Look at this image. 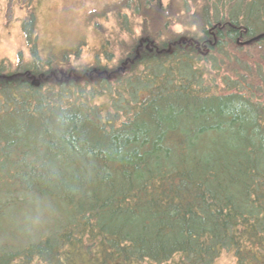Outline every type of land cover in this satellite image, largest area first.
I'll list each match as a JSON object with an SVG mask.
<instances>
[{
    "label": "trees",
    "instance_id": "1",
    "mask_svg": "<svg viewBox=\"0 0 264 264\" xmlns=\"http://www.w3.org/2000/svg\"><path fill=\"white\" fill-rule=\"evenodd\" d=\"M165 1L107 7L127 38L92 64L42 57L28 12L30 57L0 62V264H264V0Z\"/></svg>",
    "mask_w": 264,
    "mask_h": 264
},
{
    "label": "rangeland",
    "instance_id": "2",
    "mask_svg": "<svg viewBox=\"0 0 264 264\" xmlns=\"http://www.w3.org/2000/svg\"><path fill=\"white\" fill-rule=\"evenodd\" d=\"M118 1L0 0V61H7L14 66L17 63L18 53L21 54L23 61L30 57V46L21 27L28 12L34 14L36 46L42 57L50 53L57 55L78 45L79 57L75 60L71 58V62L75 64H92L97 58L104 60L101 55L102 47L110 48L116 54V41L126 39L127 35L120 31V18L108 12L107 7L117 5ZM166 3L167 0L161 2V6H166ZM104 10L108 12L104 17L97 16L93 20L90 19L92 13ZM130 10L120 9V13L128 15V19ZM174 28L178 30V27ZM135 31L138 32L137 27ZM37 225L40 227L41 223ZM212 264H236V262L232 252H224Z\"/></svg>",
    "mask_w": 264,
    "mask_h": 264
}]
</instances>
